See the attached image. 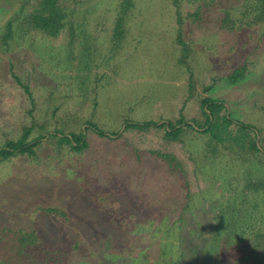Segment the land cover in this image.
<instances>
[{
  "label": "rangeland",
  "instance_id": "rangeland-1",
  "mask_svg": "<svg viewBox=\"0 0 264 264\" xmlns=\"http://www.w3.org/2000/svg\"><path fill=\"white\" fill-rule=\"evenodd\" d=\"M41 2L0 0V146L27 127L203 119L211 96L264 150L259 0H55V37L30 21ZM85 133L82 152L53 137L0 162V264H264V152L195 132Z\"/></svg>",
  "mask_w": 264,
  "mask_h": 264
},
{
  "label": "trees",
  "instance_id": "trees-1",
  "mask_svg": "<svg viewBox=\"0 0 264 264\" xmlns=\"http://www.w3.org/2000/svg\"><path fill=\"white\" fill-rule=\"evenodd\" d=\"M259 2L262 5L264 4V0H259ZM63 19L64 15L59 11L55 0H42L38 8L30 14V21L33 23V26L40 31H45L50 37H55L62 25ZM8 26L7 37L11 35L9 30L10 24ZM244 73L245 67L237 69L228 77V80L231 83H236L243 79ZM23 87L29 94L28 88L26 86ZM195 87L193 75H191L188 81V89L192 91ZM212 90L213 88L210 87L205 91L210 92ZM200 108L203 119H186L184 116H181L177 120H172L169 117H158L144 121L128 120L125 122L124 128L119 131L104 130L97 124L88 122L87 129L85 130L91 129L97 136L110 140L120 139L122 132L127 129L139 131H148L151 129L163 130L165 138L171 141L180 139L186 132H195L208 135L213 143L224 144L229 142L243 149L264 152L258 143V128L252 124H246L232 118L223 101L207 96L201 99ZM233 126L238 128L237 131L234 132V129H232ZM85 130L80 133H59L49 134L48 136L41 133L38 136H32L31 128H24L16 139L7 140L0 146V162L17 155L33 157L36 155L37 147L47 138L53 137H57L59 143L68 144L72 150L82 152L88 147ZM160 157L167 159L171 164L176 162L171 154H160ZM47 211L57 212L58 210L47 209ZM61 213L65 216L64 212ZM25 234L27 233L24 232L23 235ZM23 235L20 236V239ZM31 236L32 234H27L24 237ZM22 240L24 241V239ZM18 249H21L20 245H18Z\"/></svg>",
  "mask_w": 264,
  "mask_h": 264
}]
</instances>
